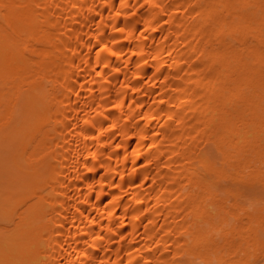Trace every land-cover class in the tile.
<instances>
[{"label":"bare ground","instance_id":"1","mask_svg":"<svg viewBox=\"0 0 264 264\" xmlns=\"http://www.w3.org/2000/svg\"><path fill=\"white\" fill-rule=\"evenodd\" d=\"M1 1L0 264H264V0Z\"/></svg>","mask_w":264,"mask_h":264},{"label":"rangeland","instance_id":"2","mask_svg":"<svg viewBox=\"0 0 264 264\" xmlns=\"http://www.w3.org/2000/svg\"><path fill=\"white\" fill-rule=\"evenodd\" d=\"M1 4L3 3V1L0 2ZM5 3V2H4ZM4 8L3 6H0V32L3 33L4 30L1 29V28H4L5 27V20H4ZM2 41H3V36L0 38ZM2 50V47H0V51ZM262 257L258 258L256 261L258 262V264H261L262 263Z\"/></svg>","mask_w":264,"mask_h":264},{"label":"clouds","instance_id":"3","mask_svg":"<svg viewBox=\"0 0 264 264\" xmlns=\"http://www.w3.org/2000/svg\"><path fill=\"white\" fill-rule=\"evenodd\" d=\"M109 2V0H102V3H105V4H107ZM117 15H119V13H117ZM54 229V228H53ZM54 232V231H53ZM53 239H55V237H53ZM90 259V258H89ZM74 264H75V262H74Z\"/></svg>","mask_w":264,"mask_h":264}]
</instances>
